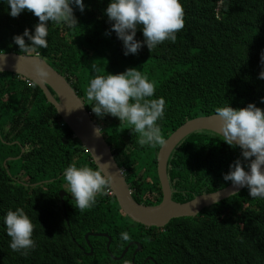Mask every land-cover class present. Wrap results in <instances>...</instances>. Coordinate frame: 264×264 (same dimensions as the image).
<instances>
[{"label":"trees","instance_id":"trees-1","mask_svg":"<svg viewBox=\"0 0 264 264\" xmlns=\"http://www.w3.org/2000/svg\"><path fill=\"white\" fill-rule=\"evenodd\" d=\"M109 2L83 0V12L73 6L77 24L72 27L50 21L47 48L30 55L37 54L63 76L91 112L117 165L124 170L134 200L157 205L162 198L156 174L161 145L141 146L131 125L111 115L98 118L84 96L88 82L96 74L122 73L128 68L141 71L155 84L152 98L165 101L164 117L157 122L164 140L189 120L215 115L219 106L239 109L254 103L264 110V79L258 78L264 68L260 63L264 0H180L184 26L175 42L165 40L151 52L144 45L127 56L105 15ZM23 14L29 21L28 30L34 31L38 17L28 10ZM0 17L7 18L4 12ZM22 33L0 22V37ZM135 38L143 41L140 28ZM0 53L28 54L2 43ZM93 64L99 69L96 73ZM60 121L36 85L15 74L0 73V264H264V198L249 197L247 188L195 217L172 219L162 229L132 223L114 199L100 196L84 211L69 202L70 226L60 223L70 233L60 229L61 234L49 238L54 215L62 211L58 192L70 195L64 170L72 164L96 169L72 131L57 125ZM23 144L26 149L21 153ZM10 157L14 160L3 166L2 161ZM240 157V149L224 143L218 134L196 131L187 135L167 162L172 200L185 203L229 185L223 175ZM63 202L64 206L68 203L66 198ZM16 208L36 222L39 232L50 219L33 261L8 252L10 238L3 218ZM88 232L107 233L109 248L107 238L89 237L92 254L86 255L90 247L84 235ZM122 233L133 236L141 246L133 260L134 244L120 258L126 247L123 241L128 239Z\"/></svg>","mask_w":264,"mask_h":264},{"label":"clouds","instance_id":"clouds-1","mask_svg":"<svg viewBox=\"0 0 264 264\" xmlns=\"http://www.w3.org/2000/svg\"><path fill=\"white\" fill-rule=\"evenodd\" d=\"M0 2L6 3L0 4V7L9 6V8H2L0 15L4 12L5 16L14 17L16 26L12 27L13 30L23 32L21 35H15L13 42L20 51L27 52L26 55L32 54L39 48H47L46 38L50 21L72 27L77 24L73 14V6L81 12L85 10L83 0H0ZM25 10L31 11L34 16L38 17V22L32 32L28 30L29 21L23 14ZM104 11L108 21L111 22V30L122 41L125 56L136 54L144 45L151 52L165 40L175 42L176 33L184 26V9L180 0H110ZM138 28L142 31L143 41L135 38ZM26 37L27 43L25 42ZM260 63L264 65V50L260 54ZM91 67L94 73L99 71L96 65L93 64ZM38 74L41 80H44L48 75L46 71H39ZM19 78L33 84L30 80ZM258 78L264 79V68L260 71ZM33 86L35 85L33 84ZM154 92V82L150 81L137 68H128L122 73L94 75L84 90V96L90 103L91 111L98 118L102 119L106 115L116 117L120 123L126 122L132 126L131 131L138 134L137 143L139 145L156 146L165 143L157 123L164 117L165 101L163 98H152ZM261 103H264V97H261ZM214 111L219 120V131L216 132L222 137L224 143L230 147L239 148L241 152V157L229 166V171L223 175V180L230 182L236 191L240 188H247L251 198H264V110L254 103H248L244 108L234 109L228 104L227 106L216 107ZM87 114L92 120L91 112H87ZM56 116L59 117L57 114ZM60 120L57 125L63 128V125L66 124L61 118ZM93 134L103 136L102 128L95 124ZM20 148L21 153H24L26 145L23 144ZM82 148L84 149L83 146ZM84 151L87 153L85 149ZM12 160L14 158H8V161ZM106 167H108L107 163L96 169L87 165L77 167L72 164L64 170L63 178L68 185L70 195H67L63 190L58 192L62 211L54 215L55 218L50 224L49 238L52 237L53 233L61 234L60 229H65L70 233L69 229H66L70 226L66 211L67 205L70 206L69 202H75V208L84 211L94 206L96 199L100 196L104 199L115 200L113 192L109 188L112 176L105 173ZM119 169L123 172L127 184L124 170L120 167ZM7 174L9 177L11 176L9 172ZM34 185L32 184V186ZM127 186L129 188L128 184ZM129 191L133 198V190L129 188ZM63 198L68 201L65 206ZM49 220L43 232H39L36 222L30 219L22 208L8 211L3 218L6 234L10 238V250L8 252L23 256L27 261H33L37 254V247L45 238ZM60 221H65V228ZM143 227L146 229L155 228ZM86 234H92L88 238H107L106 248H109L111 239L107 233L88 232ZM96 234H106L107 236H96ZM121 235L122 238L127 239L126 233ZM88 238L87 240L84 239L86 245L87 242L89 243ZM137 244L140 246L139 243ZM87 247L91 248L90 245ZM90 248L88 252H85L86 255L92 254V252L89 254ZM81 249L83 250V248Z\"/></svg>","mask_w":264,"mask_h":264},{"label":"water","instance_id":"water-1","mask_svg":"<svg viewBox=\"0 0 264 264\" xmlns=\"http://www.w3.org/2000/svg\"><path fill=\"white\" fill-rule=\"evenodd\" d=\"M0 56H3L0 57V73H12L32 81L42 91L46 101L54 107L56 114L62 119L63 123L72 131L73 136L84 147L96 168L107 163L108 167L105 168V173L112 176L109 188L113 192L119 209L132 222L145 227L162 228L172 219L195 217L203 209L216 205L244 189L240 188L236 191L229 184L224 188L197 196L185 203H178L171 199L172 194L166 173L169 156L174 147L193 132L210 131L218 134L216 131H219V120L215 115H211L197 117L183 123L165 140V143L160 146L156 158V174L161 189V202L156 206H144L136 203L125 183L123 172L114 160L110 147L106 144L102 135L95 136L93 134L94 122L90 120L83 103L64 77L36 55L7 53L0 54ZM39 71L48 73L44 80L40 79ZM49 89L56 95L58 102L50 94ZM89 235L92 234H86L84 239L87 240ZM96 236L106 237L107 235L96 234ZM87 245L89 246L88 242ZM139 250L140 246L136 244L134 255ZM91 252L90 248L89 254ZM126 252L127 248H124L120 258Z\"/></svg>","mask_w":264,"mask_h":264},{"label":"rangeland","instance_id":"rangeland-1","mask_svg":"<svg viewBox=\"0 0 264 264\" xmlns=\"http://www.w3.org/2000/svg\"><path fill=\"white\" fill-rule=\"evenodd\" d=\"M1 16V15H0ZM7 18L6 19H4V18H1L0 17V22H2V24H6L7 26H9V27H15L16 26V19L14 18V17H9V16H6ZM15 35H13V36H9V37H7V36H5V35H1V37H0V45H1V43L3 44V45H5V47H7L8 49H11V48H14V49H16L17 51H20L19 50V48H18V46L17 45H15L14 44V42H13V37H14ZM26 41H28L27 40V37L25 38V42ZM27 43V42H26ZM8 162V158H6L4 161H2V165L4 166L6 163ZM20 178V177H19ZM106 244H107V242H106ZM89 245H90V242H89ZM91 246V245H90ZM136 250V249H135ZM140 251V250H139ZM135 252V251H134ZM136 254V253H135ZM121 256V255H120ZM133 258V257H132ZM147 259V258H146ZM133 260V259H132Z\"/></svg>","mask_w":264,"mask_h":264},{"label":"flooded vegetation","instance_id":"flooded-vegetation-1","mask_svg":"<svg viewBox=\"0 0 264 264\" xmlns=\"http://www.w3.org/2000/svg\"><path fill=\"white\" fill-rule=\"evenodd\" d=\"M128 239L127 240H125V241H123V242H126V248H128V247H131L133 244H137V242L134 240V237L133 236H128L127 237ZM136 249V248H135ZM135 249L133 250V252H132V257L134 258L135 257V255H134V251H135ZM141 250V249H140ZM139 251H137L136 253H138ZM132 258V259H133Z\"/></svg>","mask_w":264,"mask_h":264}]
</instances>
